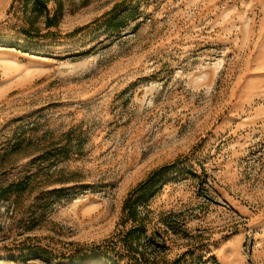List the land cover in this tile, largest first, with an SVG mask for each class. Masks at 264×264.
Here are the masks:
<instances>
[{
	"label": "rangeland",
	"instance_id": "obj_1",
	"mask_svg": "<svg viewBox=\"0 0 264 264\" xmlns=\"http://www.w3.org/2000/svg\"><path fill=\"white\" fill-rule=\"evenodd\" d=\"M12 1L0 0V186L21 184L0 197V264L114 248L128 192L171 163L137 207L144 260L131 263L188 250V264H264V0H48V28L31 0ZM27 243L50 257L6 259ZM115 251L77 264H129Z\"/></svg>",
	"mask_w": 264,
	"mask_h": 264
},
{
	"label": "trees",
	"instance_id": "obj_2",
	"mask_svg": "<svg viewBox=\"0 0 264 264\" xmlns=\"http://www.w3.org/2000/svg\"><path fill=\"white\" fill-rule=\"evenodd\" d=\"M20 2V0H13L11 2V5H13L15 2ZM48 0H31V8L38 11H44L45 12V27L48 28L56 23V14L59 15L57 12L56 14L49 15L46 8V3ZM60 0H57V2ZM29 0H24V4L27 5ZM123 1L115 4L111 10L114 8L116 9ZM113 9V10H114ZM60 11V7L56 8V11ZM110 10V11H111ZM123 19L122 16H112L108 19V27L113 26L116 23H120ZM84 26L79 27L73 31L75 33L76 31H79L83 29ZM21 33L27 38H35L36 35L34 34L31 29L21 27ZM41 35L42 37H48L47 35H53V31H46ZM174 163L171 164H165L162 165L156 169H154L152 172L149 173V175L139 182L131 191L128 192L124 199L123 207L125 208V214L123 218V222H130L129 228L126 230H123L122 232H119L116 237V244L115 247H110L108 244L104 245H96L90 248H84V247H77L73 253H68L67 255L61 254L59 257H65L70 263L77 264L78 262L89 260L96 257V253H100V255L106 256V253H109L110 251L115 252V255L118 253L115 251V248L118 247L119 249H123L126 251V256H128V263L132 264L131 261H138V258L136 254L138 253L140 255V261L144 260V254L143 252H138L137 248V241H139V238L141 235L145 233V219L144 216H139L137 207L139 204L145 202L146 197L150 195L156 188V185L159 184V182L163 179V177L174 167ZM19 184H21L20 181H13L9 182L8 184L4 186H0V197H3L5 199H9V194L12 191H17L16 189H19ZM62 190V188L53 189L52 193H56ZM125 224V223H124ZM18 255L14 256L13 254H9L6 256L7 260H25L27 256L30 255H41L44 256L46 259H48L50 256L48 255V252L39 246L38 244L34 243H27L23 244V247L18 249ZM91 253V254H90ZM192 252L184 251L181 254H179L174 260L172 264H188V262L185 260V257L188 256V254H191ZM56 258V256H55ZM191 262V261H190ZM189 262V264H190Z\"/></svg>",
	"mask_w": 264,
	"mask_h": 264
},
{
	"label": "bare ground",
	"instance_id": "obj_3",
	"mask_svg": "<svg viewBox=\"0 0 264 264\" xmlns=\"http://www.w3.org/2000/svg\"><path fill=\"white\" fill-rule=\"evenodd\" d=\"M233 254V253H232ZM233 256V255H232Z\"/></svg>",
	"mask_w": 264,
	"mask_h": 264
}]
</instances>
